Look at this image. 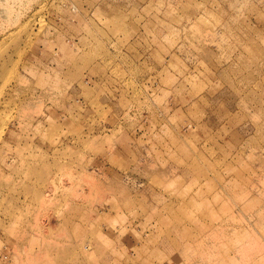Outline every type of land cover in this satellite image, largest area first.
Instances as JSON below:
<instances>
[{"label": "rangeland", "instance_id": "obj_1", "mask_svg": "<svg viewBox=\"0 0 264 264\" xmlns=\"http://www.w3.org/2000/svg\"><path fill=\"white\" fill-rule=\"evenodd\" d=\"M0 264H264V0H0Z\"/></svg>", "mask_w": 264, "mask_h": 264}, {"label": "bare ground", "instance_id": "obj_2", "mask_svg": "<svg viewBox=\"0 0 264 264\" xmlns=\"http://www.w3.org/2000/svg\"><path fill=\"white\" fill-rule=\"evenodd\" d=\"M185 195V194H184ZM191 197H192V195H191ZM184 198V197H183ZM189 200H192V198L191 199H189ZM193 256V255H192Z\"/></svg>", "mask_w": 264, "mask_h": 264}]
</instances>
